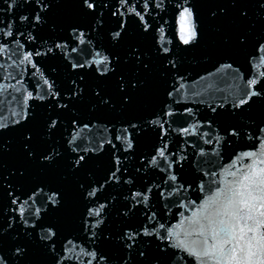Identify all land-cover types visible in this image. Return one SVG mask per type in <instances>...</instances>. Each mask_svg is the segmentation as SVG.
<instances>
[{
    "label": "snow or ice",
    "instance_id": "snow-or-ice-1",
    "mask_svg": "<svg viewBox=\"0 0 264 264\" xmlns=\"http://www.w3.org/2000/svg\"><path fill=\"white\" fill-rule=\"evenodd\" d=\"M0 264H264V0H0Z\"/></svg>",
    "mask_w": 264,
    "mask_h": 264
},
{
    "label": "water",
    "instance_id": "water-1",
    "mask_svg": "<svg viewBox=\"0 0 264 264\" xmlns=\"http://www.w3.org/2000/svg\"><path fill=\"white\" fill-rule=\"evenodd\" d=\"M223 2H224V3H226V2H227V0H223Z\"/></svg>",
    "mask_w": 264,
    "mask_h": 264
}]
</instances>
